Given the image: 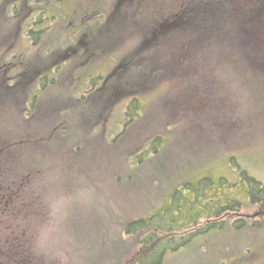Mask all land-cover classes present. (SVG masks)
Instances as JSON below:
<instances>
[{
    "label": "rangeland",
    "instance_id": "374dc122",
    "mask_svg": "<svg viewBox=\"0 0 264 264\" xmlns=\"http://www.w3.org/2000/svg\"><path fill=\"white\" fill-rule=\"evenodd\" d=\"M227 2L0 0V165L20 183L0 264H129L142 235L124 228L152 211L200 221L158 231L160 264H264V203L243 173L264 185V10L248 48Z\"/></svg>",
    "mask_w": 264,
    "mask_h": 264
},
{
    "label": "trees",
    "instance_id": "16d2710c",
    "mask_svg": "<svg viewBox=\"0 0 264 264\" xmlns=\"http://www.w3.org/2000/svg\"><path fill=\"white\" fill-rule=\"evenodd\" d=\"M6 1H8V0H6ZM255 1L258 5V10L254 15H252L251 13L244 14V9H246L247 7L243 8L242 0H228V2H227L228 7L230 6L229 10L233 11L235 14V15L233 14L234 24L238 23L237 26H235L233 24V27L238 28L239 40L241 38L242 43L244 45H246L248 48L253 47L254 44L257 43V42H255V40H252L251 35L254 34V25H255L257 18L260 16V14L264 10V8H263L264 0H255ZM206 6L208 7V4L201 3V5H199L198 7L196 6V7H193L191 9H188L187 11H185L189 15L187 16V19H185L184 21H182L180 23V26L182 23L187 24L189 22V20L191 18H193V15H192L193 12L192 11H194L196 9H203ZM47 7H48V4L40 7L41 11L43 13V17L45 19L48 18L46 15ZM213 7H214V5L212 6V9H217V8H213ZM34 11L36 12V10H34ZM181 13H182V10L180 11V14ZM180 16H179V14L177 15V17H179V18H180ZM238 18H239V21H238ZM34 24L37 27H41V20L38 19L37 21L34 22ZM167 25L168 24L165 22V23H162L158 28L155 27V29H154V27H153L151 29V31L152 30L153 31H152L146 45L149 46L156 38L162 36L163 33L169 29ZM28 30H29V33L32 32L35 35V37H34L35 39L37 38L38 33H39V36H41L40 31H42V29H34L33 27H30ZM37 41H38V39H37ZM259 43L262 44V42H259ZM260 50L258 49L257 51L260 52ZM43 78H44V75L41 72L37 77V81L39 82V84H40V82L43 81ZM128 96H130V94H128ZM107 97L111 99L110 102L115 101L112 99L110 94ZM132 111H137V98L136 97H134V99L126 106V113L130 118L135 116V113H136V112H134V114H133ZM151 142H154V143L160 142V138L155 137V138H153V140ZM148 147H150L151 149L155 148V147H153L152 143H150V142L148 143ZM243 173H244L247 181L249 182L248 190L247 191L245 190V192H247V194L249 195L250 202L251 203H257V202L261 201V203L263 204L264 203V185L261 184V182L259 180H257L256 178L245 174V172H243ZM40 198H39V200H40ZM238 203H240V201H238L236 199H231L229 201V203H226L224 205L213 206L212 208L209 209V213L206 215L207 216L208 215L209 216L220 215L221 213L228 212L227 210H237L238 206H239ZM152 213H153V211H152ZM152 213L150 215H148L147 217H143V218L139 217V219H137V220L130 221L129 223L126 224V226L124 228L125 232H127V234H131V235L137 236V237H138V234L142 235L141 236L142 238L140 237L139 239H137L139 242V245L142 249V253L138 254L137 256L134 255L133 256L134 258L129 262V264H156L155 262H158L157 264H160L161 259H162V255H163V253L161 252V249H162L164 240L166 238H169L167 236L172 233L173 229L176 227L184 228V227H187L186 225H190V224L197 225V223L200 222L199 220L198 221L194 220V221H189V222H180L177 226H170V225H165L160 217H158L159 218L158 221H156V222L152 221V219H154V215ZM201 218L202 217H200L199 219H201ZM214 219H216V218L214 217ZM207 222H208L207 224H209V223L217 224L218 223L217 221H212V220H209ZM151 228H153V229H151ZM159 230H163L165 232V234H168V235H166L164 239L161 238V235L158 234ZM170 237L172 238L173 236H170ZM159 239H162V240L158 241ZM158 255H160L159 258H158Z\"/></svg>",
    "mask_w": 264,
    "mask_h": 264
},
{
    "label": "flooded vegetation",
    "instance_id": "af4514ba",
    "mask_svg": "<svg viewBox=\"0 0 264 264\" xmlns=\"http://www.w3.org/2000/svg\"><path fill=\"white\" fill-rule=\"evenodd\" d=\"M2 163L4 164L3 158H2ZM5 174H10V167L4 168L3 165L2 167L0 165V213L5 212L9 207L11 201L16 200L20 190V183H17V180L19 178H13L10 175L11 180L10 179L6 180ZM38 200L39 198L34 199L31 209H34L36 207V203ZM15 208L17 209V207ZM18 233L26 234V231H20Z\"/></svg>",
    "mask_w": 264,
    "mask_h": 264
}]
</instances>
